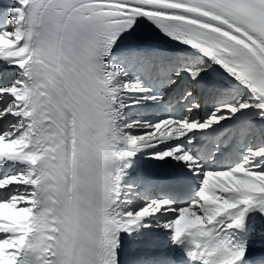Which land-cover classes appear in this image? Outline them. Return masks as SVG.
Returning <instances> with one entry per match:
<instances>
[{
    "label": "snow or ice",
    "instance_id": "1",
    "mask_svg": "<svg viewBox=\"0 0 264 264\" xmlns=\"http://www.w3.org/2000/svg\"><path fill=\"white\" fill-rule=\"evenodd\" d=\"M0 264H264V0H0Z\"/></svg>",
    "mask_w": 264,
    "mask_h": 264
}]
</instances>
